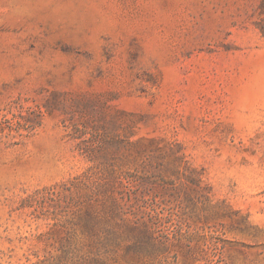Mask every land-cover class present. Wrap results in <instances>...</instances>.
<instances>
[{
	"label": "rangeland",
	"instance_id": "rangeland-1",
	"mask_svg": "<svg viewBox=\"0 0 264 264\" xmlns=\"http://www.w3.org/2000/svg\"><path fill=\"white\" fill-rule=\"evenodd\" d=\"M264 0H0V264H264Z\"/></svg>",
	"mask_w": 264,
	"mask_h": 264
},
{
	"label": "trees",
	"instance_id": "trees-1",
	"mask_svg": "<svg viewBox=\"0 0 264 264\" xmlns=\"http://www.w3.org/2000/svg\"><path fill=\"white\" fill-rule=\"evenodd\" d=\"M262 35L264 36V31H262Z\"/></svg>",
	"mask_w": 264,
	"mask_h": 264
}]
</instances>
